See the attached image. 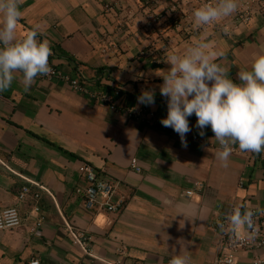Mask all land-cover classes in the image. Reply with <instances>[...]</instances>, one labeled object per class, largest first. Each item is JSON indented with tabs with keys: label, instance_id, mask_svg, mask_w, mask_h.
Masks as SVG:
<instances>
[{
	"label": "crops",
	"instance_id": "crops-1",
	"mask_svg": "<svg viewBox=\"0 0 264 264\" xmlns=\"http://www.w3.org/2000/svg\"><path fill=\"white\" fill-rule=\"evenodd\" d=\"M208 1L21 0L17 39L37 30L62 78L37 76L26 91L17 71L0 92V210L17 208L22 219L20 228L0 231V264H167L179 254L191 264H216L225 253L237 264H264V248L234 252L220 225L237 205L264 209V152L232 145L225 167L211 127L201 136L194 114L187 147L160 122L168 114L160 86L169 53L203 37L239 83L238 73L264 51V0H238L231 16L197 27L192 12ZM247 13L252 19L244 23ZM65 76L83 78L89 93L71 89ZM143 91L155 93L153 105L138 103ZM98 96L111 98L115 109ZM81 163L120 182L124 210L85 208ZM28 180L55 200L44 192L39 202L21 200ZM65 220L92 237L97 259L72 241Z\"/></svg>",
	"mask_w": 264,
	"mask_h": 264
},
{
	"label": "clouds",
	"instance_id": "clouds-1",
	"mask_svg": "<svg viewBox=\"0 0 264 264\" xmlns=\"http://www.w3.org/2000/svg\"><path fill=\"white\" fill-rule=\"evenodd\" d=\"M20 4L21 0H0V92L10 87L17 71L23 73L26 91L37 76L51 72L48 40L37 39L35 29L23 39H17V26L23 15ZM237 8L238 0H219L195 9L192 17L195 26L206 27L231 16ZM211 48V43L201 37L183 53L168 54L166 63L171 67L162 76L164 82L160 86L161 95L167 98L168 114L160 122L179 134L187 147L186 134L192 130L189 117L194 114L201 136L205 135L203 129L211 127L219 142L216 157L226 167L232 145L238 144L241 151L264 152V51L254 55L249 70L238 73L237 83L216 62L217 53ZM137 99L140 104L153 105L155 93L143 91ZM257 211L264 215V209ZM256 215L247 206L237 205L226 216L228 229L236 236L244 234L248 240H254L259 232ZM167 264H191V260L179 254L172 256Z\"/></svg>",
	"mask_w": 264,
	"mask_h": 264
},
{
	"label": "built area",
	"instance_id": "built-area-1",
	"mask_svg": "<svg viewBox=\"0 0 264 264\" xmlns=\"http://www.w3.org/2000/svg\"><path fill=\"white\" fill-rule=\"evenodd\" d=\"M157 2L163 0H156ZM219 0H209L208 3L216 4ZM252 19V15L247 13L243 15L242 22L249 23ZM49 66L51 72L44 77L47 79H53L56 77H61L62 74L52 65L49 61ZM63 80L73 89L74 91L80 93H89L86 89L85 80L81 77L78 79H71L69 77H64ZM94 96V95H92ZM100 101L109 103L111 109H115V105L112 104L111 98L107 96H98ZM128 115L133 117L134 115H139L135 110H129ZM152 123V120H149ZM6 167H8L5 164ZM132 167L136 172H141L142 169L138 164L137 160L132 161ZM9 168V167H8ZM79 175L84 179L86 183L85 197H84V206L87 210L107 213L119 214L122 210L125 209L127 199L124 196H121L119 193L120 182L112 179L111 177L103 175L104 173H99L96 169L88 163H81L78 168ZM29 185L24 186L21 193V200H26L28 197H33L35 202H39L42 193H47L50 197H53V194L47 189L44 185L28 180ZM32 187L36 190L33 191ZM201 187V186H200ZM193 191H188L187 196H192ZM55 200V199H54ZM35 211L40 212V207L35 205ZM257 213L254 217L256 227L259 232L254 240H248L246 235L242 234L236 236L228 229V221L224 217L220 225L222 227V240L224 244H227L230 249L234 252L247 249H262L264 248V215L259 214V212L252 210ZM22 225L21 215L19 210L14 207H10L4 210H0V231L5 230H14L20 228ZM42 222H38L36 227L33 229V232H36L39 227H41ZM65 227L68 231V234L72 241L79 245L83 251L92 258L97 259V256L93 253L91 249L92 237L88 235L85 231L79 229L72 221L65 220ZM32 264V263H31ZM40 264V262H39ZM216 264H237L235 259L228 255L222 254V256L217 260ZM253 264H263L260 258L255 259Z\"/></svg>",
	"mask_w": 264,
	"mask_h": 264
},
{
	"label": "trees",
	"instance_id": "trees-1",
	"mask_svg": "<svg viewBox=\"0 0 264 264\" xmlns=\"http://www.w3.org/2000/svg\"><path fill=\"white\" fill-rule=\"evenodd\" d=\"M256 156H258L259 154H256V153H254Z\"/></svg>",
	"mask_w": 264,
	"mask_h": 264
}]
</instances>
